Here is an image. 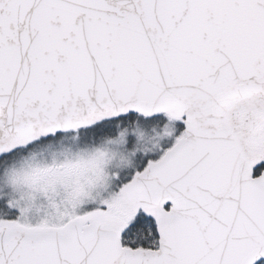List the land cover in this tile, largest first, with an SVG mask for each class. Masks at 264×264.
Segmentation results:
<instances>
[{"label": "snow or ice", "instance_id": "6c2138e0", "mask_svg": "<svg viewBox=\"0 0 264 264\" xmlns=\"http://www.w3.org/2000/svg\"><path fill=\"white\" fill-rule=\"evenodd\" d=\"M0 264H264V0H0Z\"/></svg>", "mask_w": 264, "mask_h": 264}]
</instances>
